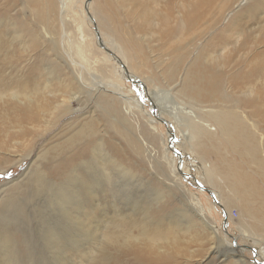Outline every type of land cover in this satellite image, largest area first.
<instances>
[{"label":"rangeland","instance_id":"obj_1","mask_svg":"<svg viewBox=\"0 0 264 264\" xmlns=\"http://www.w3.org/2000/svg\"><path fill=\"white\" fill-rule=\"evenodd\" d=\"M85 1L0 0V264H257L248 247L264 255V242L239 235L214 176L233 177L243 215L264 219L256 168L217 134L231 162L226 170L215 158L207 175L212 151L194 115L244 110L255 125L241 124L264 145V0H89L102 40L147 92L96 44ZM203 77L210 100L178 93L194 94ZM98 80L117 90L91 94ZM148 100L187 122L192 138L177 129L167 145ZM190 175L217 192L226 232ZM228 234L239 246L226 258Z\"/></svg>","mask_w":264,"mask_h":264},{"label":"bare ground","instance_id":"obj_2","mask_svg":"<svg viewBox=\"0 0 264 264\" xmlns=\"http://www.w3.org/2000/svg\"><path fill=\"white\" fill-rule=\"evenodd\" d=\"M88 4L90 5V2L86 0L85 1V9H86V14H87V20H88V22L91 24V26L93 28V22L92 21H94V19H92V16L90 17L88 15V13L90 14V12L88 10ZM228 9H230V8H228ZM35 16L40 22L42 21L41 14L39 12L35 11ZM93 30H94V34H95L96 33L95 32V28ZM97 32L99 34V38H101V32L99 30V27H97ZM95 40H96V44L101 48V50L105 54H107V58L108 59H113L112 56L109 55L108 53H106L104 51V49L99 45V40H98L96 34H95ZM101 44L104 45L105 47L109 48L108 47V45H109L108 42H107V45H106L105 42L102 40V38H101ZM77 47H79V46H77ZM115 56L117 57L118 61L122 62V60L116 54H115ZM113 60L115 62H117L115 59H113ZM118 65H119V63H118ZM119 68H120V75L121 76H123L124 78H126V79H128L130 81H133L135 83H136L137 80L140 81V83H138L139 87L142 88V90L144 92L148 91L145 83L139 77L137 78L135 76H132L128 70H127L128 74H126L124 72L123 68L120 65H119ZM103 81H105V80H103ZM98 82H102V81L98 80ZM109 82H107V81L106 82H102L101 85H97V82L89 83V86H87V87H88V89H90L89 92L91 94H95V95H98V97H102L103 98L105 95H107V94H105L103 92V89H105L106 87L108 89L112 88L114 90H117L115 88V85L113 83H109ZM203 82H205L204 77L202 78L200 85L197 86L196 91H195L194 94H189L188 89L185 87V85H183V87L179 88V92L178 93H180L182 96H184L185 93H188V95H190V96L186 95L185 97H191V98H193L195 100V102H198V103L202 104L203 101L210 100L212 98V95L209 92H207L204 89H202L201 85L203 84ZM202 90L205 91L204 95H208L209 96V99L203 100ZM247 90H248V92H247ZM106 91H108V90H106ZM109 91H111V90L109 89ZM253 91H252L251 88H247L246 91L243 92L242 94L248 95V93H251ZM115 93L118 94L117 92H115ZM147 94H149V92ZM148 101H149V103L151 105L150 111H151L152 116H155L159 121L163 122L165 124V126L168 128L167 130L169 132V138H168V140H169L168 142L169 143L167 145L171 144L170 143L171 133L173 134V138H175L174 134H175V130H177V129H179L181 131V135H182L183 139H185V140L189 139L190 140V138H192L191 133L189 131L190 125H188L187 122H185L184 120H180V119H178L176 117H174L173 121L166 120L165 117L163 116V114H167L169 116H173L172 113H170V110L166 109L165 107L159 106L157 102L153 103V102H151V100H148ZM218 108L212 109L209 106V109H205V108H200L199 109V111H201V113L207 115L208 120L211 119V121L214 123V126L210 125L208 120L204 119L201 115H199V116L194 115V119H195V122H196V125H197V129L198 128L199 129L202 128V129L206 130V133L203 136H205L207 138V143L206 144H208L210 146L211 151L214 153V154H211L212 152L210 153V155H212V158H210L211 165L206 160H204L203 162H202V160H200L204 164L203 167L206 168L207 175H212L213 171L216 169L215 166L213 165L214 164L213 162H215V158H218V160L221 162V165L225 166L224 168L226 170L229 167L230 162H231V159L228 158V155L230 153H228V151L223 153V149L224 148L222 149L221 145L216 141L217 134H218V135H222V137L224 138V144L229 145V147L231 149L230 150L231 153L237 155L241 160L244 158V156L249 158L248 159L250 161L249 164L254 165L255 168H256V171H253V172L256 174L257 179L260 181V183L264 187V145L262 143H260L263 140V134L256 132L257 135H258V138L260 140V142L259 141L257 142V141L254 140L253 136L247 130V128L245 126L246 123L243 122V124H241V120H240L239 116L243 117L245 120H248V122L251 125H253V126L255 125V122H252L250 120V118L248 117V114L244 113V110H241V112L238 114L237 111L231 112L229 110L226 111L224 109H221V108L218 109ZM194 135H195V132L193 133V136ZM172 141L175 142L176 140H172ZM255 142H257L260 145V147H259L260 150H259V148H258V146H257V144ZM192 143H194V142H192ZM169 146L171 148H173L174 147V143H173V146L172 145H169ZM191 147H192V145H191ZM242 148H244L246 150H241ZM173 151H176V150H173ZM149 152H152V150H148V153ZM177 156H179V154ZM179 161H180V157H179ZM227 172H229V171H227ZM214 176L218 179V181L225 188H227V190L229 191V193L232 196L231 197V201H227L228 199L224 198L225 199V205H226L225 207H226V210H227L228 214L230 215V217L232 216L230 208L232 206L236 207V209L238 211V216H237L238 217V223H239V226H240L239 235L241 234L244 238H246V239H248L250 241H259L260 244L263 243L264 242V236L262 238H260V234L253 233L252 230H250V229L256 228V229H259V230L260 229L264 230V219L261 218V216L257 217L254 214H252L250 216H247L248 213L243 215L242 211H246L247 210L246 201L242 204L244 206V209L238 208L239 205L241 204V201L238 200L240 197L238 195L234 194L235 192L231 191L230 190L231 188L229 189V187H228V186H230V187L234 186V185H232V184H234V180L232 179L233 177L231 178V181H229V179L225 178V174H224V178L227 180V182H226V180L224 181L223 176L220 173H217ZM190 177L193 180L195 179L194 182H195V185H196L197 188L202 190L201 185L203 187H205L200 181H198L195 178V176L190 175ZM212 192L215 194V196H217L216 195L217 192H215V191H212ZM241 195H243V192L241 193ZM233 202L234 203L239 202V204L236 203L235 204L236 206H235L233 204ZM193 206H197L196 203L193 204ZM260 206H261L260 207L261 211L264 212V207L262 205H260ZM198 207H199L198 212H200L199 214L202 215L201 214V207L199 205H198ZM258 209H259V207H258ZM221 210L223 211L222 206H221ZM225 213L223 211V215L224 216L222 217V220H223V218L226 219ZM248 217L254 222V223L251 224V227H247V226L244 225V221H245V219H248ZM202 218H203L204 221H206L204 216ZM244 226L249 231L246 230ZM224 230L226 232L225 228H224ZM230 235L231 234H228L229 238H231ZM231 236H233V235H231ZM233 238H235V242H236V237L233 236ZM233 238H231L232 241L229 242L228 245H226L229 248H231V250L230 249L228 250L226 248L225 249L227 251L224 252V250H223L222 255L224 257H226V258H228V256H227L228 252H230V251L234 252L235 251L234 247L235 246L236 247L239 246L237 243L236 244L233 243ZM248 248H249V250H251L252 255L254 254L253 255V262L264 264V255L263 254L261 255L260 253L254 251V249L251 246L248 247ZM243 249H246V248L244 247ZM253 251H254V253H253ZM255 254H256V258H255ZM232 255H233V253H232ZM238 260L240 262L243 261V259H241L239 257H238ZM235 263H237V262L235 261Z\"/></svg>","mask_w":264,"mask_h":264},{"label":"water","instance_id":"obj_3","mask_svg":"<svg viewBox=\"0 0 264 264\" xmlns=\"http://www.w3.org/2000/svg\"><path fill=\"white\" fill-rule=\"evenodd\" d=\"M89 1V0H88ZM88 15L91 17V15L88 13ZM93 22V29L95 28V34H96V36H97V38H98V40H99V45L104 49V51L106 52V53H108L109 55H111L112 56V58L113 59H115L118 63H119V65L123 68V70H124V72L126 73V74H128V72H127V68H126V66L122 63V62H120V61H118L117 60V57L115 56V54L113 53V51L112 50H110L109 48H107V47H105L104 45H102L101 44V38H99V34H98V32H97V27L95 26L96 24H95V22L94 21H92ZM136 82H138V83H140V81H136ZM142 84V83H141ZM172 140H176L175 138H173V134L171 133V140H170V143H171V141ZM176 152V151H175ZM177 153V152H176ZM178 155V154H177ZM195 180V179H194ZM201 188H202V190L203 191H205V192H207L208 194H209V196L212 198V200H213V202L215 203V204H217L220 208H221V203L218 201V199L216 198V196H215V194L209 189V188H207V187H203L202 185H201ZM222 224H223V227L226 229V219L225 218H223V220H222ZM230 237L231 238H233V236H231L230 235ZM233 243H235L236 244V242H235V238H233ZM253 253H254V251H253ZM254 255V254H253ZM257 264H261V263H257Z\"/></svg>","mask_w":264,"mask_h":264}]
</instances>
